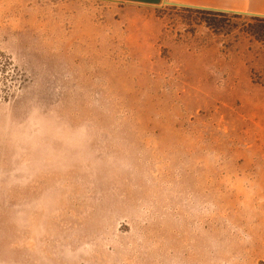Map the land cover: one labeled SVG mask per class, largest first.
I'll return each mask as SVG.
<instances>
[{
	"label": "rangeland",
	"instance_id": "rangeland-1",
	"mask_svg": "<svg viewBox=\"0 0 264 264\" xmlns=\"http://www.w3.org/2000/svg\"><path fill=\"white\" fill-rule=\"evenodd\" d=\"M201 11L0 0V264H264V38Z\"/></svg>",
	"mask_w": 264,
	"mask_h": 264
},
{
	"label": "crops",
	"instance_id": "crops-1",
	"mask_svg": "<svg viewBox=\"0 0 264 264\" xmlns=\"http://www.w3.org/2000/svg\"><path fill=\"white\" fill-rule=\"evenodd\" d=\"M101 2L155 7L163 4L185 8L217 10L227 13H246L264 17V0H97Z\"/></svg>",
	"mask_w": 264,
	"mask_h": 264
},
{
	"label": "trees",
	"instance_id": "trees-1",
	"mask_svg": "<svg viewBox=\"0 0 264 264\" xmlns=\"http://www.w3.org/2000/svg\"><path fill=\"white\" fill-rule=\"evenodd\" d=\"M196 12H200V11H196ZM201 12H205L210 15L221 16V17H225L228 15L225 12H213L211 10L201 11ZM241 15L244 18H246L248 21V23L245 24L243 32L246 35H249L256 40H262V38H264V17L244 15V14H241ZM232 16L236 18H241L237 14L232 15ZM207 27L213 29L216 32H225V33H228V28H229L228 25L224 23H217V22L208 23Z\"/></svg>",
	"mask_w": 264,
	"mask_h": 264
},
{
	"label": "water",
	"instance_id": "water-1",
	"mask_svg": "<svg viewBox=\"0 0 264 264\" xmlns=\"http://www.w3.org/2000/svg\"><path fill=\"white\" fill-rule=\"evenodd\" d=\"M183 7V6H181ZM214 11H217V10H214ZM219 12H222V11H219ZM236 14H244V15H250V14H246V13H236ZM260 17V16H259Z\"/></svg>",
	"mask_w": 264,
	"mask_h": 264
}]
</instances>
